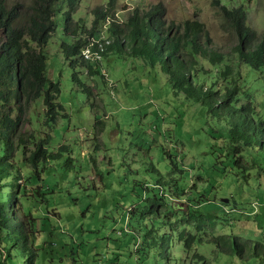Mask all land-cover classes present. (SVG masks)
Listing matches in <instances>:
<instances>
[{
	"label": "rangeland",
	"instance_id": "rangeland-1",
	"mask_svg": "<svg viewBox=\"0 0 264 264\" xmlns=\"http://www.w3.org/2000/svg\"><path fill=\"white\" fill-rule=\"evenodd\" d=\"M109 1L80 0L75 21L90 30ZM219 1L229 10L244 8L247 26L264 38V0ZM32 2L8 0L23 12H31ZM115 4L111 17L117 21L162 5L167 21L205 24L219 50L236 46L208 0ZM57 19L45 53L68 117L53 129L48 149L57 154L65 145L67 152L41 168L40 177L20 182L21 192L39 189L42 196L28 200L19 193L18 201L10 186L0 187V208L7 201L16 219H35V264H264V148L246 150L237 165L228 139L234 113L212 114L187 100L158 68L129 57L128 48L104 56L101 76L73 70L61 49L64 19ZM3 39L0 32V44ZM243 69L241 100L253 102L264 119V68ZM74 72L93 95L73 81ZM44 111L42 101L33 103L23 132H32V118L41 121ZM15 179L11 185L19 188ZM0 219L7 220L5 212ZM189 234L196 236L190 250L184 242Z\"/></svg>",
	"mask_w": 264,
	"mask_h": 264
},
{
	"label": "trees",
	"instance_id": "trees-1",
	"mask_svg": "<svg viewBox=\"0 0 264 264\" xmlns=\"http://www.w3.org/2000/svg\"><path fill=\"white\" fill-rule=\"evenodd\" d=\"M208 1L219 9L223 21L236 36V46L229 52L214 45L201 21H186L182 25L167 21L162 5L147 12L135 10L124 22L115 20L106 25L116 13L115 0H111L105 9L96 11L89 30L74 19L80 0H33L31 12H23V6L19 5L10 7L8 0H0V32L4 36L0 44V187L10 186L18 201L19 193L28 200L42 196L39 189L21 192L20 182L26 183L34 174L40 177L41 168L67 152L65 145L57 154L48 149L53 129L61 117H68L65 107L58 102L60 84L49 75L45 53L50 38L58 31L59 16L64 19L66 37L61 49L73 70L80 66L90 79L101 76L104 56L127 53L128 48L129 57L143 59L151 68H158L187 100L200 103L212 114L219 109L234 113V121L228 122V139L231 151L237 156V165L240 166L239 160L246 150L258 145L263 149L264 119L259 118L253 102L241 100L240 83L244 67L264 68V38L247 26L244 8L229 10L219 0ZM91 43L94 56L93 60H87L83 52ZM73 81L93 95V88L83 84L77 72L73 73ZM41 101L45 108L43 119L33 122L32 118L35 129L23 132L31 105ZM13 178L20 183L19 188L11 185ZM8 206L6 201L0 208V216L4 212L7 215V220L0 219V256L3 257L0 264H9V260L13 264H35V219L24 213L23 218L16 219ZM22 208L23 205L21 211ZM195 241L196 236L189 234L184 241L186 248L190 250ZM194 257L202 259L198 255Z\"/></svg>",
	"mask_w": 264,
	"mask_h": 264
},
{
	"label": "built area",
	"instance_id": "built-area-1",
	"mask_svg": "<svg viewBox=\"0 0 264 264\" xmlns=\"http://www.w3.org/2000/svg\"><path fill=\"white\" fill-rule=\"evenodd\" d=\"M110 22H112V20L111 19H108L107 20V23H106V25H109V23ZM95 44H97V43H95ZM93 45H92V43L88 46V48L87 49H85L84 50V52H83V57L85 58V59H87V60H93V53L91 52V47H92ZM100 264V263H99Z\"/></svg>",
	"mask_w": 264,
	"mask_h": 264
},
{
	"label": "clouds",
	"instance_id": "clouds-1",
	"mask_svg": "<svg viewBox=\"0 0 264 264\" xmlns=\"http://www.w3.org/2000/svg\"><path fill=\"white\" fill-rule=\"evenodd\" d=\"M111 18H114V17H111ZM116 19H113L112 21H115ZM117 21V20H116ZM120 22V21H119Z\"/></svg>",
	"mask_w": 264,
	"mask_h": 264
},
{
	"label": "water",
	"instance_id": "water-1",
	"mask_svg": "<svg viewBox=\"0 0 264 264\" xmlns=\"http://www.w3.org/2000/svg\"><path fill=\"white\" fill-rule=\"evenodd\" d=\"M224 202H225V203H227V202H228V200H225Z\"/></svg>",
	"mask_w": 264,
	"mask_h": 264
}]
</instances>
